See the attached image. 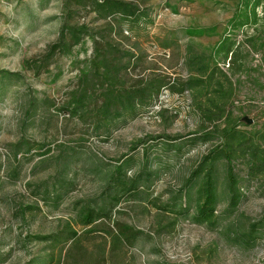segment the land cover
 <instances>
[{
    "label": "rangeland",
    "instance_id": "1",
    "mask_svg": "<svg viewBox=\"0 0 264 264\" xmlns=\"http://www.w3.org/2000/svg\"><path fill=\"white\" fill-rule=\"evenodd\" d=\"M128 1L148 7L153 22L132 34L125 32L124 37H116L142 57L138 66L129 71L132 78L159 74L185 79L194 74L188 53L200 54L207 60L211 56L236 85L230 99L234 104L231 117L241 119L243 125L239 128L244 132L261 129L264 46L257 41L256 48L246 45V38L261 37L260 42L264 39L261 7L256 11V23L233 30L231 21L246 7L245 0ZM261 3L264 5V0ZM68 7L77 9L72 1ZM249 8L250 5L247 12ZM66 12L65 0H0V264H43L42 257L57 248L32 236L48 235L67 226L78 233L85 232L88 227L81 225L79 212L84 206L101 205L106 197L105 174L124 154H133L135 160L127 169V176H132L143 162V150L147 153L146 168L156 172L157 178L143 195L121 199L112 212V221H99L95 231L82 239L83 253L72 249L63 264H264V175L246 178L241 162L234 164L244 198L231 213L227 212V199L220 198L214 226L196 224L191 219L195 194L186 216L176 213L184 203L179 194L183 182L217 143L190 141L196 136L191 133L201 127L193 93L162 90L150 111L117 129L108 140H98L87 124L56 113L67 102L69 92L79 86L81 71L91 57V41L75 47L70 55L56 56L45 72L36 74L25 66V61L44 53L56 40L65 18L92 27L103 23L85 9L70 18ZM187 28L213 31L208 36L186 37ZM226 35L240 44L245 66L242 71H230L229 57L223 60L212 53ZM89 78L97 89L96 96L101 91L96 88L98 81ZM96 102L98 105L100 98ZM164 135H183L171 142L179 145L180 151L165 144V137H161ZM21 139L29 140L37 149L43 144L44 149L51 148L50 152L38 155L39 149H34L17 162L10 151ZM139 140L143 143L130 151ZM67 155L73 158L66 173L73 184L65 191L58 182L62 160ZM11 169L16 170V179ZM47 189L56 194L60 189L65 192L55 200L51 195L44 197ZM253 222L260 224L254 245L236 242L235 235L245 233ZM124 224L137 233L130 241L112 247V234H118ZM69 247L70 244L66 249Z\"/></svg>",
    "mask_w": 264,
    "mask_h": 264
},
{
    "label": "trees",
    "instance_id": "2",
    "mask_svg": "<svg viewBox=\"0 0 264 264\" xmlns=\"http://www.w3.org/2000/svg\"><path fill=\"white\" fill-rule=\"evenodd\" d=\"M74 2L77 9L68 7V2ZM193 2L195 0H186ZM209 1V0H207ZM246 7L232 19L233 30L256 23V11L258 7L263 9L261 0H245ZM67 12L65 16L70 18L79 9H85L96 14V19L103 21L101 25L95 27L84 22L71 23L66 18L60 27L58 36L54 42L47 46V49L39 57L31 61H25V66L34 70L36 74L40 71H47L54 62L56 56L70 55L73 49L87 40L91 41V57L87 60V65L81 71L82 76L79 86L69 92L67 102L57 108V114L67 115L70 119H75L79 123L87 124L91 128L95 138L108 140L119 128L124 127L132 119L139 117L154 107V100L162 93V90H169L172 93H183L185 91L193 93L195 96V106L201 119L200 130L190 141L197 140L203 142L217 141L207 154H204L197 162L190 175L183 182L180 195L184 198V203L176 211L179 215L186 216L189 210L191 196L195 194L196 205L191 219L194 223H206L214 226L218 220L216 209L220 198L227 199V212L237 210L244 198L241 187V180L235 173L234 164L241 162L246 172V178L257 179L264 175V123L261 129L253 132L243 131L240 118L231 117L233 102L230 101L236 85L231 78L210 59H204L200 54H189L188 64L194 74L188 78H170L166 75H150L147 77L132 78L130 70L138 66L142 60L132 47L126 48L117 36L124 37V33L132 34L138 27L153 23L149 17L148 7H142L137 2L125 0H65ZM250 5L249 11L247 8ZM127 24L128 27L124 28ZM213 28H187L184 30L186 37H200L209 35ZM261 38V37H260ZM254 38H246V45L255 47L256 41L260 46H264V39L260 42ZM230 35H226L212 51L219 59L228 60V67L232 72H239L245 69L244 55L240 51V44L236 45ZM220 75L222 79L217 76ZM92 76L98 81L96 88H100V93L96 96L97 89L89 78ZM91 86V87H90ZM100 98L97 105L96 100ZM202 98H204L202 100ZM33 101H30V106ZM29 113V111H27ZM247 124V123H245ZM164 142L169 147H174L175 151H180L179 145H172V141L181 139L180 136L164 135ZM152 137L151 139H155ZM13 145L11 153L14 159L19 161L27 157L32 150H38V155H46L49 148L44 149L43 144L36 148L29 140L21 139ZM86 140V138H81ZM143 140L134 143L130 151L134 150ZM143 162L138 167V171L132 176H127V169L135 160L134 155L124 154L122 158L116 160L114 166L105 174V199L99 207L84 206L79 212L81 225L88 227L83 233H78L72 227L67 226L64 230L55 231L48 235L32 236L41 241L51 244L56 251H51L44 259L43 264H63V260L69 257L72 249H76L79 254L83 253L82 239L98 227V222L112 221V212L117 203L126 197L143 195L149 188L151 182L157 178L156 172L146 168L147 153L142 151ZM20 157V158H19ZM73 158L69 155L63 157L62 168L59 170V187L66 191L67 186H71L73 181L67 180V169L70 168ZM222 165V166H221ZM0 163V169H1ZM15 169L10 173L16 179L18 177ZM56 185V184H55ZM56 192V187L53 186ZM60 189V190H61ZM56 194L47 189L44 197L54 196L55 200L60 198L64 192L61 190ZM56 195V196H55ZM177 199V197H174ZM56 202V201H55ZM176 204V201L173 205ZM27 209L38 207L26 206ZM259 222L250 224L245 233H237L234 240L245 246H252L256 242L259 234ZM136 230L126 224L118 229V234H112V247L130 241L134 238ZM70 247L66 249V246ZM65 250L63 256L62 251ZM73 264V263H71ZM76 264V263H75Z\"/></svg>",
    "mask_w": 264,
    "mask_h": 264
},
{
    "label": "water",
    "instance_id": "3",
    "mask_svg": "<svg viewBox=\"0 0 264 264\" xmlns=\"http://www.w3.org/2000/svg\"><path fill=\"white\" fill-rule=\"evenodd\" d=\"M248 123H251V120H250V121H248Z\"/></svg>",
    "mask_w": 264,
    "mask_h": 264
}]
</instances>
